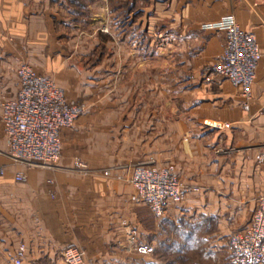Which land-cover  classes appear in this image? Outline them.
<instances>
[{
    "label": "crops",
    "instance_id": "crops-1",
    "mask_svg": "<svg viewBox=\"0 0 264 264\" xmlns=\"http://www.w3.org/2000/svg\"><path fill=\"white\" fill-rule=\"evenodd\" d=\"M225 16L255 36L261 54L249 98L204 71L220 56L225 33L201 26ZM96 48L104 57L93 60ZM58 59L63 71L69 64L75 79L90 81L149 80L151 71L158 101L140 99L126 127L146 129L138 140L151 145L148 156L168 161L196 189L156 218L120 172L71 169L77 158L64 151L55 169L15 166L0 109V264L22 245L21 264H66L60 253L68 246L85 250L83 264H229V236L246 228L264 196V0H90L81 10L69 0H0V104L16 95L19 61L51 78L45 67ZM146 112L151 120L142 121ZM172 245L176 256H164Z\"/></svg>",
    "mask_w": 264,
    "mask_h": 264
},
{
    "label": "built area",
    "instance_id": "built-area-1",
    "mask_svg": "<svg viewBox=\"0 0 264 264\" xmlns=\"http://www.w3.org/2000/svg\"><path fill=\"white\" fill-rule=\"evenodd\" d=\"M201 29L225 33L222 52L205 68V73L223 77L238 87L244 98H249L261 57L255 36L241 31L231 16L202 24ZM16 76L15 97L0 104L2 130L7 142L6 157L13 165L24 169H55L61 153V132L75 123L84 107L68 102L64 91L53 80L38 74L25 63L17 67ZM77 167L78 171H87L82 164ZM111 171L122 174L134 190L135 202L147 207L156 218L164 216L169 202H180L196 189L182 183L173 171L159 167L151 158L117 165L104 170L103 174L108 176ZM24 179L21 173L15 175L17 182ZM228 247L229 264H264V196L257 198L246 228L229 236ZM22 250L23 245L8 264H21ZM136 251L149 255L152 248L139 246ZM60 256L66 264H83L86 252L81 247L68 246Z\"/></svg>",
    "mask_w": 264,
    "mask_h": 264
},
{
    "label": "rangeland",
    "instance_id": "rangeland-1",
    "mask_svg": "<svg viewBox=\"0 0 264 264\" xmlns=\"http://www.w3.org/2000/svg\"><path fill=\"white\" fill-rule=\"evenodd\" d=\"M104 52V48H96L92 51V59L98 60L104 55ZM166 52L164 53L163 51L162 54H166ZM161 59V73H166L164 68L167 65V61H165L166 59ZM59 60L57 63L51 62L46 65L45 74H48L57 86L63 87L70 98L80 102L78 104L84 107L83 113L75 123L71 127L64 129V135L61 133V151L71 154V158L72 156L77 158L74 160V166L70 165V168L76 170L78 168L77 164H82L84 165V170L104 171L117 165L133 163L141 159H154L152 156H148V154L152 155V153H148L151 145H146L145 139L138 140L147 135V130L144 128L128 129L126 127V124L131 120H136V114L133 110H136L138 103L140 104V99L150 105L154 99L158 101L156 97H151L153 84L156 83L151 79L153 77L152 72L150 71V74L147 75L150 77L149 80H145V78L140 76H133L128 81L121 80L119 77L111 80L90 81L87 77L75 79L73 72H69V64L68 69L63 71L61 65L65 61ZM72 61L73 59H70L67 63ZM21 63L27 64L25 61H19L18 66ZM27 65L33 69L30 64ZM162 86H164L163 82ZM140 90H144L145 97H136ZM156 90L157 88H155ZM4 100L6 99H3L2 102ZM166 101L167 98L161 97L159 103L164 106ZM150 115V113H144L141 118L142 121L151 120ZM161 117H166V115L161 114ZM79 158L82 161H79ZM94 159L99 161L98 168H94L96 166L91 164ZM155 159L159 167L171 170L168 167V161H157L156 157Z\"/></svg>",
    "mask_w": 264,
    "mask_h": 264
},
{
    "label": "trees",
    "instance_id": "trees-1",
    "mask_svg": "<svg viewBox=\"0 0 264 264\" xmlns=\"http://www.w3.org/2000/svg\"><path fill=\"white\" fill-rule=\"evenodd\" d=\"M90 2V0H69V4L72 6V7H74V9H76V10H81L82 8H85L86 7V5L88 4ZM133 9V5L132 4H127V6H126V10H132ZM164 244H165V242H164ZM174 246L175 245H172V248H169V249H167L166 250V253H165V255L164 256H166V257H169L171 254H175V256H176V252H178L177 251V249H174ZM175 256H173V257H175ZM173 257L171 258L172 260L171 261H173ZM182 256H177V260L178 259H184V258H181ZM167 262V261H166ZM170 262V261H169Z\"/></svg>",
    "mask_w": 264,
    "mask_h": 264
}]
</instances>
